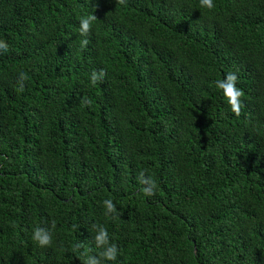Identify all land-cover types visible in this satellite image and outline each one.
Listing matches in <instances>:
<instances>
[{"label": "trees", "instance_id": "obj_1", "mask_svg": "<svg viewBox=\"0 0 264 264\" xmlns=\"http://www.w3.org/2000/svg\"><path fill=\"white\" fill-rule=\"evenodd\" d=\"M212 2L0 0V264H264V0Z\"/></svg>", "mask_w": 264, "mask_h": 264}, {"label": "clouds", "instance_id": "obj_2", "mask_svg": "<svg viewBox=\"0 0 264 264\" xmlns=\"http://www.w3.org/2000/svg\"><path fill=\"white\" fill-rule=\"evenodd\" d=\"M123 2V0H121ZM201 6H206L211 9L214 7L212 0H200ZM97 19L96 15L92 14L87 16L86 18L80 19V33L82 35H87L91 30V24L93 21ZM84 44H87V40L83 41ZM0 48L6 52L8 50V44L2 40H0ZM104 75L103 70L100 71L99 75L96 72L92 73V83L95 84L98 79H101ZM21 78L23 79V73H21ZM238 76L234 72H228L224 79L217 80L215 82L216 87L220 89L229 104L231 111L239 115L241 112V97L244 95L243 90L237 87ZM23 86L21 85V90ZM143 175V174H142ZM145 194L150 195V189H145ZM103 204L106 205L108 212H115L116 205L113 203L111 199H105ZM108 212L105 214L107 215ZM54 226V222H53ZM95 226V225H94ZM99 227V233L95 236V244L97 248L103 244H109V233L106 228L102 226ZM32 240L39 247H46L51 245L52 243V235L48 229L37 227L32 232ZM118 255V248L115 243H110L107 250L99 252V257L106 258L107 260H116ZM83 264H101V261L97 257H93L91 255L86 254V259Z\"/></svg>", "mask_w": 264, "mask_h": 264}]
</instances>
